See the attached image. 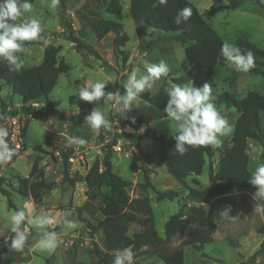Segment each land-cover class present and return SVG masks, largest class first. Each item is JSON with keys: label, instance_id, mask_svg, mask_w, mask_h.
<instances>
[{"label": "rangeland", "instance_id": "obj_1", "mask_svg": "<svg viewBox=\"0 0 264 264\" xmlns=\"http://www.w3.org/2000/svg\"><path fill=\"white\" fill-rule=\"evenodd\" d=\"M123 1V12L120 14L107 13L106 16L112 20L122 22L125 30L129 34V41L125 49L130 52V60L122 63L121 56L115 54L113 47L101 50V58L97 55L91 58L94 48L90 50V45L95 43V36L83 25L80 17L85 15L90 20L98 17L97 7L89 6V3H80L76 0H70L68 6L74 11L75 19L69 13L71 24H76L77 29L73 28L76 36L81 40L80 43L73 44L71 40L60 36L62 31L56 28L57 17L59 14V5L51 6V0H36L32 4L31 11L24 12L16 23L27 19H36L39 21L42 29H50V42L60 48V56L70 65L71 70L62 74L57 85L51 93V100L54 106L64 112V114L75 120L79 117V108L69 102V97L79 91L81 87H90L93 83L104 80L106 84L105 91L122 93L121 79L124 75L127 77L136 73L139 78L145 74L144 62L159 63L164 60L169 66V77L162 76L153 83L152 94L157 93L166 83L168 88L176 84L172 77L179 76L189 71V62L186 57L185 47L173 38L175 32H166L155 29L151 31L145 25L141 28V39L145 36L149 44L143 48L149 47L146 55L137 47L138 34L136 24L129 13L130 0ZM193 2L200 13L213 6H223L215 15L206 19L216 29L219 35L231 44H235L238 38H246L264 49V0L261 3L256 0H244L237 8H230L229 0H190ZM71 4V5H70ZM71 16V17H70ZM86 17V18H87ZM78 19V23H77ZM86 21V20H85ZM88 25V24H87ZM64 26V25H63ZM73 27V25H72ZM65 30L67 28L64 26ZM64 34V33H63ZM163 41V42H162ZM141 43V42H140ZM21 55L24 64L34 66L41 62L44 55V48L41 45H25ZM43 47V46H42ZM92 47V46H91ZM96 51V50H94ZM88 52V57L86 56ZM39 57L41 60L39 61ZM110 62L105 65L104 62ZM264 62V59H263ZM7 65V62L0 58V67ZM216 87H212V103H214L218 112L224 116L233 130L238 112L233 108H226L218 102L219 94L226 91L233 93L239 98L244 97L249 91H258L264 94V77L259 74L248 72H238L228 61L218 64L215 75ZM77 80L80 83H77ZM193 82H190V84ZM45 100L38 99L34 105L43 106ZM93 107L101 111L105 118L111 123V130L101 128L94 131L86 124H77L72 120H63L52 113L44 114H25L22 109L21 96L15 94L11 87L4 85L0 80V114L2 107H6V113L3 122L8 117H16L20 123L25 124L29 120L25 140L26 150L20 148L13 151L11 141L6 149L0 146V175L7 178L6 183H10L13 202L23 207L28 218L33 215H47L52 220V224L47 226V230L55 232L58 246L52 252L40 251L37 248V242L42 236V231L26 220L25 234L28 240L23 250L15 254L7 253L3 255L1 264H46V258H50L55 264H98L97 257L91 253L93 244H97L101 250L105 249L104 234L102 230L96 232L93 237L91 230L86 223L78 218L76 208L82 206L86 201V183L77 182L74 186L69 183H63V157L64 152H71L69 175L84 176L96 158L102 159L108 151V144L116 134L123 132H136L142 134L146 127H152L158 135L169 137L172 135L171 127H176V122L169 120L165 112L154 105L146 102L141 95L137 98L136 104H133L130 110L123 113L117 111V104L114 101L104 103L103 98L99 102H91ZM17 111V115L11 112ZM139 116H143L145 123L141 127H136L131 122ZM264 129V118L262 121ZM233 133V131H232ZM231 134L220 137L222 143L229 141ZM82 136L87 143L84 146L72 145L69 143L71 138ZM250 148V165L253 172L260 162L262 146L254 140L248 142ZM36 146L41 149L35 150ZM160 142L157 139L144 137H118L117 144L112 147V161L114 170L124 179L131 183L130 195L132 198L139 196L149 197L152 201L155 225L160 236H165V223L169 217L175 214L180 207V202L187 189L175 180L167 171L165 165L159 163ZM215 153L212 158H208L200 175H191L186 181L193 184L195 178L200 181L201 186L210 183L211 169L215 173L219 172L220 147H214ZM11 151V157L5 158L3 153ZM34 162L44 171L47 182H55V185L47 191H44L41 201L35 203L31 198H25L13 189L17 188L18 183L16 175L28 176ZM135 165L132 169L131 165ZM144 168H149L151 183L155 189H175L181 192L182 197L174 200L164 199L156 200L155 192L149 188L144 191L139 183L144 179ZM194 185V184H193ZM229 195V196H228ZM228 197H219L213 200L217 215V229L212 236V241L204 245L202 251H197L192 246H184L186 264H264V211H255L253 192L248 190H238L227 194ZM190 203L192 202L189 200ZM231 206V213L236 217L235 221L220 219V212L227 206ZM15 212L8 205V199L0 192V240L6 241L14 234L10 228V216ZM83 217L91 224H96L102 219L101 214L95 217L83 213ZM65 219L74 221L77 224L75 229H66L63 226ZM138 225H132L128 232L131 235L139 231ZM35 234V237L32 234ZM182 239L174 236L170 247L180 245ZM255 255V256H254ZM254 256V257H253ZM132 264H166L157 257L152 251L146 250L142 254L133 256Z\"/></svg>", "mask_w": 264, "mask_h": 264}, {"label": "trees", "instance_id": "obj_2", "mask_svg": "<svg viewBox=\"0 0 264 264\" xmlns=\"http://www.w3.org/2000/svg\"><path fill=\"white\" fill-rule=\"evenodd\" d=\"M244 0H229L230 8H237ZM261 3L260 0H256ZM31 3L35 0H30ZM155 0H130L129 12L136 24L137 32L141 35L143 25L150 29H158L166 32H175L173 38L180 41L185 47V53L189 62V71L179 76L172 77L174 84H190L202 87L209 83L216 87L215 75L218 64L227 62L220 54L221 44L226 42L216 31V29L206 19V16H213L220 11L223 6H213L200 13L197 6L190 0H168L167 4L153 6ZM264 6V3H261ZM59 7L63 25L67 28L64 36L75 43H80L72 27L69 13L68 1L59 0ZM185 7L191 9L190 18L181 24L174 23L177 12ZM122 0H108L105 11L111 14L122 13ZM16 23V21L14 22ZM91 32L97 39H102L108 32L114 33L113 50L115 54L121 56L122 63L130 60V52L125 49L129 41V34L120 22L98 18L90 24ZM42 35L48 41V34ZM145 36L141 39L140 49L145 44H149ZM25 44H42V41H25ZM235 45L239 46L242 52H251L254 57V64L249 70L250 73L259 74L264 77V49L246 38H238ZM92 50V47H89ZM93 53L101 58L100 54L94 50ZM21 57L22 52L17 54ZM109 65L108 62H104ZM71 70V65L60 58V47L48 42L44 45V55L42 62L35 66H23L17 72L10 70V65L0 67V80L12 88L15 94L21 96V109L25 114L52 113L63 120H72L77 124H86L85 117L94 109L92 103L79 99L78 92L69 97L72 105L79 108L77 120L67 117L64 112L56 108L50 98L52 90L57 85L62 74ZM171 74L168 73L166 77ZM127 75L121 79L122 93L123 84L127 81ZM77 83H80L77 80ZM168 88L165 83L160 90L152 94L146 90L141 97L148 103L164 111L167 103ZM43 98L45 103L37 107L34 103ZM218 102L226 108L235 109L239 116L236 120L235 128L229 141H224L220 147L219 164L220 170L215 173L211 169L210 183L201 186L197 179H193L190 184L186 179L191 175H200L208 158H212L215 153L213 146L188 147V151L180 156L175 151V139L173 134L169 137L158 135L150 126L146 127L142 134L136 132L118 133L108 144V151L102 159L96 158L88 168L84 176L69 175V157L71 152H64L63 157V183L74 186L77 182L86 183V201L82 206L76 208L77 216L83 220L91 230V235L103 231L105 249L101 250L97 244H93L90 250L97 257L98 264H112L118 251L125 248L132 249L137 255L142 254L144 247L152 251L166 264H186L184 246H192L197 251H202L204 245L212 241V236L217 229V215L213 199L217 196L226 195L238 190H248L255 192L256 188L249 183V176L252 171L250 165L249 140H254L262 146L260 162L264 163V129L262 121L264 118V94L258 91H249L244 97L239 98L233 93L222 92L219 94ZM0 121L4 119L6 107H2ZM17 115V111L11 112ZM167 116V114L165 113ZM134 121V122H133ZM131 123L136 127H141L145 123L143 116L136 117ZM29 120H26L22 128L23 149L26 150L25 135ZM87 125V124H86ZM137 137L143 139L150 137L160 142L159 163L166 166L168 173L187 189V194L182 197L181 192L175 189H155L151 183L150 169L144 168V181L139 183L142 190L151 188L156 194V200H174L182 197L179 210L171 215L165 223V236L159 235L155 225L152 201L149 197L139 196L132 198L130 195L131 183L124 179L114 170L112 161V147L117 144L118 137ZM41 149L36 146L35 150ZM135 169V165H131ZM18 186L14 192L25 198H31L35 203H39L44 191L50 190L55 182H47L44 171L34 162L28 176L16 175ZM7 178L0 175V192L8 199V205L17 211V206L12 199L10 183H6ZM9 187V188H8ZM191 200L192 202L190 203ZM264 211V210H263ZM83 213L95 217L101 214L102 219L94 225L83 217ZM132 225H138L139 231L128 234ZM26 221L22 227L25 231ZM264 231V228H263ZM179 236L182 241L177 247H170L174 236ZM35 237V234H32ZM12 236L6 241L0 240V264L3 255L7 253L15 254L10 250ZM255 256V255H254ZM253 256V257H254ZM46 264H54L50 258H46Z\"/></svg>", "mask_w": 264, "mask_h": 264}, {"label": "clouds", "instance_id": "obj_3", "mask_svg": "<svg viewBox=\"0 0 264 264\" xmlns=\"http://www.w3.org/2000/svg\"><path fill=\"white\" fill-rule=\"evenodd\" d=\"M168 0H155L154 7L167 4ZM59 0H51V6L56 7ZM30 0H0V58L10 65V70L19 72L24 61L17 55L22 52L25 41H42L46 46L48 41L42 35L43 29L38 20L27 19L20 23H14L24 12L31 11ZM191 16V9L185 7L180 9L174 17L175 24L187 21ZM220 54L238 72H248L254 64V57L251 52H242L240 47L224 42L220 47ZM145 74L139 78L136 73L128 76L123 84V94L105 91L107 81L100 80L90 87H81L78 91L79 99L86 102H99L103 98L104 103L114 101L117 104V111L126 114L137 98L146 90L151 89L153 83L162 76L166 77L170 71L164 60L159 63L144 62ZM167 103L164 112L171 121L176 122V127H171L175 139V151L183 156L188 147L213 146L221 147L220 137L232 133L233 128L228 120L222 116L214 103H212V86L209 83L202 87H195L191 84H176L166 89ZM86 124L94 131L101 128L110 131L111 123L105 115L94 108L85 117ZM134 122V121H133ZM7 136L6 129L0 128V146L6 149L4 138ZM72 145L84 146L87 141L82 136H76L69 141ZM5 158L11 157V151L3 153ZM249 183L256 188L253 193L255 201L254 210H264V163H258L255 170L249 176ZM232 209L227 206L220 212V219L235 221L234 215H229ZM11 232L14 234L8 245L10 250L21 251L25 247L28 237L22 227L27 222L42 231V236L37 242L40 251L52 252L58 246L55 232L47 230L52 220L47 215H33L28 218L23 207L15 211L9 218ZM63 226L66 229H75L77 224L74 221L65 219ZM134 253L132 249L125 248L118 251L112 264H132Z\"/></svg>", "mask_w": 264, "mask_h": 264}, {"label": "crops", "instance_id": "obj_4", "mask_svg": "<svg viewBox=\"0 0 264 264\" xmlns=\"http://www.w3.org/2000/svg\"><path fill=\"white\" fill-rule=\"evenodd\" d=\"M36 1V0H35ZM68 1V3L70 2V0H67ZM107 1L108 0H78V2H82V3H86V2H88L89 3V6H92V7H97L96 9H94V10H97V12L100 14L98 17H96V18H94V19H92V20H90V22H89V18L87 17V14L85 15L86 17H85V19H83V15H81V16H79L80 17V20H81V22H82V24L85 26H87V29H89L90 31H91V29H90V23L93 21V20H95V19H98V18H105V19H109V20H112V19H110V18H108L107 16H106V14L108 13V12H106L105 11V5H106V3H107ZM76 2V0H73V3H75ZM130 3V2H129ZM71 5V4H70ZM130 5V4H129ZM122 6H123V1H122ZM59 7V6H58ZM123 10H124V8H123ZM123 10H122V12H123ZM68 12H70L71 13V15H72V18L73 19H75V23H76V18H75V14H74V11L73 10H71L70 8H69V6H68ZM130 13V12H129ZM71 17V16H70ZM58 19H57V22H56V28H59L60 29V31H62V33L60 34V36L61 37H63L64 38V32L66 31L65 30V28H64V26H63V22H62V16H61V11H60V7H59V14H58V17H57ZM86 20V21H85ZM113 21H115V20H113ZM79 21H78V19H77V23H78ZM117 22H119V21H117ZM120 23H122V22H120ZM88 24V25H87ZM123 24V23H122ZM72 25H73V28H75V29H77V27H76V24H74V23H72ZM50 29H43V33H47V31H49ZM136 30H137V28H136ZM151 31H155V30H153V29H151ZM48 34V42H50V39H52L51 38V36H50V34L49 33H47ZM93 34V33H92ZM137 34H138V32H137ZM94 35V34H93ZM114 33L113 32H108L102 39H97L96 37L94 38L95 39V43L94 44H92V45H90V46H92V48H94V50H96V52H98L100 55L102 54L101 53V50H104V49H106V48H112L113 47V40H114ZM130 38V37H129ZM53 40V39H52ZM140 37H139V34H138V41H137V47L140 45ZM163 42V41H162ZM73 43V42H72ZM73 44H77V43H73ZM25 45H27V44H25ZM25 45H24V47H23V50H22V53H23V51H24V49L26 48L25 47ZM29 46H32V45H34V44H28ZM39 45H41V49L42 48H44V45H42V44H39ZM43 46V47H42ZM110 46V47H109ZM59 47V46H58ZM61 48V47H60ZM140 49V48H139ZM128 50V49H127ZM141 50L143 51V53H144V55H146L147 54V52H148V50H149V47H145V48H141ZM92 54H94L95 56H96V54L95 53H92ZM21 58V57H20ZM60 58H63V57H61L60 56ZM22 59V58H21ZM64 59V58H63ZM41 60V58L39 57V61ZM65 60V59H64ZM66 61V60H65ZM41 62H42V60H41ZM40 62V63H41ZM39 63V64H40ZM108 63H110V62H108ZM111 64V63H110ZM7 65H9L8 63H7ZM25 65V64H24ZM38 65V64H37ZM6 66V65H5ZM25 66H27V65H25ZM35 66V65H34ZM41 99V98H40ZM87 172V171H86ZM184 195H186V194H184ZM229 196V195H228ZM227 196V194L226 195H221V196H217V197H215L214 199H216V198H219V197H228ZM213 199V200H214ZM54 263V262H53ZM55 264V263H54Z\"/></svg>", "mask_w": 264, "mask_h": 264}, {"label": "built area", "instance_id": "obj_5", "mask_svg": "<svg viewBox=\"0 0 264 264\" xmlns=\"http://www.w3.org/2000/svg\"><path fill=\"white\" fill-rule=\"evenodd\" d=\"M88 57V52L86 54ZM96 57L94 54H92L91 58ZM23 124L20 123L19 119L17 120L16 117H8L3 122H0V128L6 129L7 136L4 138V143L9 146L8 140L11 141L12 146L14 148L13 151H18L20 148L23 147L22 143V128ZM70 159V157H69Z\"/></svg>", "mask_w": 264, "mask_h": 264}]
</instances>
